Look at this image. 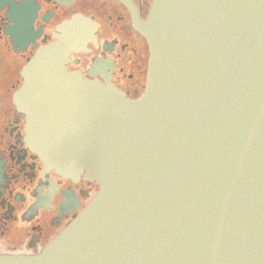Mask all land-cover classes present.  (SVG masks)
<instances>
[{
  "label": "water",
  "instance_id": "95a60500",
  "mask_svg": "<svg viewBox=\"0 0 264 264\" xmlns=\"http://www.w3.org/2000/svg\"><path fill=\"white\" fill-rule=\"evenodd\" d=\"M135 28L137 100L66 70L78 34L24 68L31 149L99 189L39 255L0 264H264V0H153Z\"/></svg>",
  "mask_w": 264,
  "mask_h": 264
},
{
  "label": "flooded vegetation",
  "instance_id": "af4514ba",
  "mask_svg": "<svg viewBox=\"0 0 264 264\" xmlns=\"http://www.w3.org/2000/svg\"><path fill=\"white\" fill-rule=\"evenodd\" d=\"M153 0H0V255L36 256L98 192L86 173L64 178L47 169L27 140L14 96L39 51L79 34L65 67L137 100L145 91L149 48L136 30ZM65 37V38H63Z\"/></svg>",
  "mask_w": 264,
  "mask_h": 264
}]
</instances>
